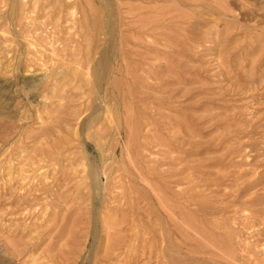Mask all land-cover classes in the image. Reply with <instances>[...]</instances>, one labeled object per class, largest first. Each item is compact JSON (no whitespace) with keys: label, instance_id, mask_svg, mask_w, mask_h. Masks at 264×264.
I'll return each instance as SVG.
<instances>
[{"label":"rangeland","instance_id":"obj_1","mask_svg":"<svg viewBox=\"0 0 264 264\" xmlns=\"http://www.w3.org/2000/svg\"><path fill=\"white\" fill-rule=\"evenodd\" d=\"M0 135V264H264V0H0Z\"/></svg>","mask_w":264,"mask_h":264},{"label":"bare ground","instance_id":"obj_2","mask_svg":"<svg viewBox=\"0 0 264 264\" xmlns=\"http://www.w3.org/2000/svg\"><path fill=\"white\" fill-rule=\"evenodd\" d=\"M29 43H30V42H29ZM31 43H32V42H31ZM33 44H34V43H33ZM34 46H35V45H34ZM31 47H32V46H31ZM35 47H36V46H35ZM32 48H33V47H32ZM34 50H36V49H34ZM31 61H32V60H31ZM33 62H34V61H33ZM33 64H34V63H33ZM27 67H28V66H27ZM30 68H31V67H30ZM34 88H35V87H34ZM36 115H37V114H36ZM0 136H1V135H0ZM2 137H3V136H2ZM43 157H44V160H45V157H47V156H43V154H42V157H41V158H43ZM20 158H21V157H20ZM34 159H35V158H34ZM37 159H38V158H37ZM19 160H20V159H19ZM38 160H39V159H38ZM27 161H28V159H27ZM32 161H33V160H32ZM40 161H41V160H40ZM25 162H26V160H25ZM34 162H35V161H34ZM42 162H43V161H42ZM18 163H19V162H18ZM37 163H40V162H37ZM30 164H31V163H30ZM35 164H36V163H35ZM44 164H45V163H44ZM44 164H42V163H41V164H36V166H37V165H38V166H39V165L41 166V165H44ZM17 165H19V164H17ZM20 165H21V164H20ZM32 165H33V164H32ZM20 167H22V166H20ZM32 168H34V166H33ZM32 168H31V169H32ZM34 169H36V167H35ZM38 169H39V168H38ZM41 169H42V166H41ZM43 169H44V168H43ZM19 171H20V170H19ZM38 171H40V170H38ZM27 172H28V171H27ZM19 173H20V172H19ZM33 174H34V173H33ZM19 175L21 176V173H20ZM19 175H18V176H19ZM27 175H29V173H27ZM16 176H17V175H16ZM20 176H19V177H20ZM39 176H40V175H39ZM26 177H27V176H26ZM23 178H24V180H23ZM29 178H30V177H29ZM22 180L25 181V177H22ZM28 180H29V179H28ZM26 181H27V180H26Z\"/></svg>","mask_w":264,"mask_h":264}]
</instances>
